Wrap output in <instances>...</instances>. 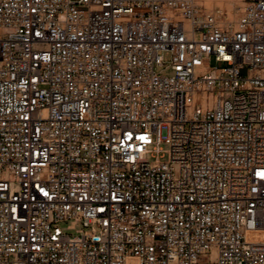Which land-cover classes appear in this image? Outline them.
<instances>
[{
	"label": "built area",
	"instance_id": "obj_1",
	"mask_svg": "<svg viewBox=\"0 0 264 264\" xmlns=\"http://www.w3.org/2000/svg\"><path fill=\"white\" fill-rule=\"evenodd\" d=\"M240 1L224 25L0 0V264H264V0Z\"/></svg>",
	"mask_w": 264,
	"mask_h": 264
},
{
	"label": "rangeland",
	"instance_id": "obj_2",
	"mask_svg": "<svg viewBox=\"0 0 264 264\" xmlns=\"http://www.w3.org/2000/svg\"><path fill=\"white\" fill-rule=\"evenodd\" d=\"M199 2L208 11H215L224 25H226L228 22L235 21L241 13L242 3L240 0H199ZM211 64L214 65L216 62L211 59ZM217 65H219V63ZM169 72V69L164 70V73ZM243 73H245V71H243ZM58 226L64 232L73 235L84 230L79 219L60 221Z\"/></svg>",
	"mask_w": 264,
	"mask_h": 264
}]
</instances>
